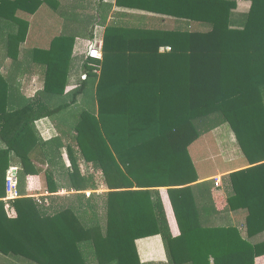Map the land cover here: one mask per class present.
I'll return each instance as SVG.
<instances>
[{
	"label": "trees",
	"instance_id": "obj_1",
	"mask_svg": "<svg viewBox=\"0 0 264 264\" xmlns=\"http://www.w3.org/2000/svg\"><path fill=\"white\" fill-rule=\"evenodd\" d=\"M43 1L0 0V68L8 58L13 64L26 60L40 67L43 93L62 97L75 37L56 36L46 49L23 52L28 20L19 13L32 15ZM245 1L251 6L243 29L228 28L235 1L225 2L228 8L211 15L209 31L180 35L179 45L164 54L157 46L146 48L150 40L144 37L134 48L139 40L106 28L102 60L85 58L83 64L84 79L97 78L96 112L79 111L67 131L58 130L53 142L65 148L70 170L58 180L45 172L49 196L41 204L26 197L40 191L29 183L40 174L30 157L38 144L33 125L76 104L83 84L71 102L51 108L41 99L17 100L0 75V141L6 145L0 149L1 255L34 264H142L135 241L160 236L166 264L263 261L264 241L256 237L264 231V0ZM2 24L7 34H1ZM222 124L230 126L249 164L222 184L233 193L228 209L246 214L240 227L217 225L215 183L197 184L190 153ZM11 153L22 166L21 198L13 202L3 201ZM81 161L101 172L108 191L55 196L97 191L94 176L81 175Z\"/></svg>",
	"mask_w": 264,
	"mask_h": 264
},
{
	"label": "crops",
	"instance_id": "obj_2",
	"mask_svg": "<svg viewBox=\"0 0 264 264\" xmlns=\"http://www.w3.org/2000/svg\"><path fill=\"white\" fill-rule=\"evenodd\" d=\"M232 1H235V6L229 9L228 28L231 30H241L246 25L251 6V3L245 0H45L32 15L19 13L20 17L28 20L23 52L33 48L46 49L49 47L50 41L56 36H74L73 54L71 56L65 92L62 97L65 104L71 102L74 91L81 88L82 84L83 89L81 94L76 97V104L70 105L68 109L60 112V114L80 111L81 109L91 107L92 104H95V106L93 110L91 109V112H96V100H94L95 102L91 101V96L87 95L84 89L87 85V79L83 78L85 76L83 64L89 45V42L85 45V42H87L86 37L91 38L90 42L102 43L106 28H117L120 33L128 34L129 39L139 40L133 45L134 48H139V43L144 37L145 40H150V44L146 48L151 49L157 46L158 52L164 54L171 52L172 45L176 47L179 45V41L176 39L180 35L209 31L211 15L215 14L218 7L222 9L228 8L223 3L226 2L228 4ZM242 3H244L243 7L245 14H247L246 16L240 11ZM79 20H85V24L78 23ZM2 29L1 34L3 35L9 31V27L5 24H2ZM14 29H17V27L15 26ZM84 35L86 37H83ZM1 52L0 57L2 56L3 58V47L1 48ZM0 75L13 86L12 96L17 100L25 102L41 99L49 103L50 98L42 91L40 67H35L26 60L19 64H13V61L8 58L4 60L0 68ZM84 80L85 82L83 83ZM54 106L55 104H52L51 108L57 107ZM60 114L38 120L32 128V133L37 139L38 144L30 153V157L34 168L40 174L33 175L29 183L31 186L39 187L40 191L37 195L44 197L49 196L46 192L45 172L52 173L58 180V177L70 170V163L67 159L65 148L59 149L57 144L53 142L59 136L58 130L61 128V130L67 131L70 124L69 120L61 118ZM228 127L234 139L235 150L229 147L227 157H223L225 160L222 162L221 169L217 166L205 169L203 165H199V162H196L194 159L193 161L199 169L197 184L206 181H214L215 183V187L212 189V203L217 215L215 216L217 225L240 227L246 214L243 210L235 211L228 209L227 199L233 193L232 191L228 192L225 190L222 184L223 179L230 173L247 168L249 164L244 158V154L232 129L229 125ZM71 135L72 132L69 131L68 137ZM61 140L65 143L64 138L61 137ZM5 148L6 145L0 141V149L3 150ZM215 157L217 161L220 159L219 155H215ZM9 159L8 170L14 171L17 177L22 170L20 160L13 153H11ZM240 162V165L234 166V164ZM87 166L92 167L91 164L84 161L79 163L81 175H93L99 187L96 177L97 174L102 176L101 172L93 169V172L85 174L83 168H87L88 170ZM94 172L97 173L95 174ZM29 187L28 184L26 187L24 186V191L26 192ZM160 190L165 191L166 188H160ZM59 193L54 195L59 196ZM71 193L84 194V192L74 191H71ZM241 233L245 236V229H241ZM256 241H264V231L258 233ZM135 247L139 261L142 264L167 263V257L160 236L138 239L135 241ZM262 259L263 261L260 264H264V257Z\"/></svg>",
	"mask_w": 264,
	"mask_h": 264
},
{
	"label": "rangeland",
	"instance_id": "obj_3",
	"mask_svg": "<svg viewBox=\"0 0 264 264\" xmlns=\"http://www.w3.org/2000/svg\"><path fill=\"white\" fill-rule=\"evenodd\" d=\"M243 6H244V3H242V5H240V8H241L240 11L245 14V9ZM246 15L247 14H245V16ZM84 21L85 20H82V21L79 20L78 23L81 22V23L85 24ZM83 37H86V35H84ZM85 39L87 41V42H85V45H87V43L89 42L87 51L89 49H91V47L94 44L97 43L95 41L90 42L91 38H89V37H86ZM86 55H87V52H86ZM96 81H97L96 77H93V76L88 77V79L86 81L87 85L84 88L85 93L87 95L91 96L90 98H91V101H93V102H95L94 101L95 100L94 89H95ZM62 97H59V96L50 97L49 106H51L52 104H55V106L65 104L64 99ZM94 106H95V104H92L91 107H89V108H85V109H81V110L79 108L78 109L80 111L86 110L88 112H91V109L93 110ZM78 109H76V110H78ZM71 112L61 113L60 114L62 116L61 118H65L68 121L72 118L73 114H75L79 111L72 112V113ZM228 129H229V127L227 124H222V125L216 127L214 130L210 131L209 133L202 135L193 145H191V148H190L191 156L193 157V159L196 162H199V165H203V167H205V169H210L211 167L214 168L215 166H217L219 169H221V166L223 165L222 162H224V160H225L223 157H225V158L227 157L229 147H231L235 150L234 139H233L232 134L230 133V130H228ZM215 134H219V135L216 136ZM215 155L220 156V159L218 161L216 160ZM207 160H213V161H207ZM220 160H222V161H220ZM218 164H220V165H218ZM240 164H241V162L234 164V166L240 165ZM88 168L90 170L89 169L87 170V168H83V171L85 174H87L91 171L92 172L94 171L92 167H88ZM94 173L96 174L97 172H94ZM96 179L99 182V187H98L97 191H95V192L90 191L89 192L90 195H92L93 193L101 194V193L108 191L106 189L105 184H104V179L100 174H97ZM59 194H60L59 196H61V198L64 199L65 197L71 196L72 194H75V193L63 192V193H59ZM97 202H99V201H97ZM0 264H34V263H32L28 260H25L23 258L17 257V256H12V255L4 256V255L0 254Z\"/></svg>",
	"mask_w": 264,
	"mask_h": 264
},
{
	"label": "built area",
	"instance_id": "obj_4",
	"mask_svg": "<svg viewBox=\"0 0 264 264\" xmlns=\"http://www.w3.org/2000/svg\"><path fill=\"white\" fill-rule=\"evenodd\" d=\"M86 58L92 59V60H102V43H96L94 44L91 49L87 51ZM85 78V76L83 77ZM63 192V191H61ZM90 191L84 192L86 196H89ZM26 197H30L36 200L38 204H41V198L44 197L42 195L37 194H27ZM21 198V195L19 193L18 185H17V177L14 173V171L7 170L6 172V179H5V198L3 201H9L13 202L16 199Z\"/></svg>",
	"mask_w": 264,
	"mask_h": 264
}]
</instances>
